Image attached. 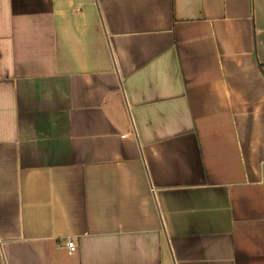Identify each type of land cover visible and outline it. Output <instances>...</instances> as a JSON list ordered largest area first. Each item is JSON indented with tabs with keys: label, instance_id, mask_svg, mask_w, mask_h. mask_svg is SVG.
Segmentation results:
<instances>
[{
	"label": "crops",
	"instance_id": "0c3cea01",
	"mask_svg": "<svg viewBox=\"0 0 264 264\" xmlns=\"http://www.w3.org/2000/svg\"><path fill=\"white\" fill-rule=\"evenodd\" d=\"M0 264H264V0H0Z\"/></svg>",
	"mask_w": 264,
	"mask_h": 264
},
{
	"label": "built area",
	"instance_id": "2783aa9c",
	"mask_svg": "<svg viewBox=\"0 0 264 264\" xmlns=\"http://www.w3.org/2000/svg\"><path fill=\"white\" fill-rule=\"evenodd\" d=\"M67 247H68L69 251L74 252V250H76V244H75V241H73V240H69V241L67 242Z\"/></svg>",
	"mask_w": 264,
	"mask_h": 264
}]
</instances>
